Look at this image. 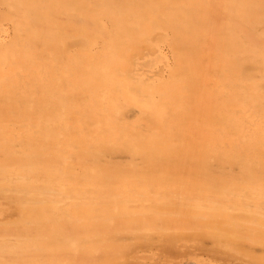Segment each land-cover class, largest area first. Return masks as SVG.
<instances>
[{"label": "bare ground", "instance_id": "bare-ground-1", "mask_svg": "<svg viewBox=\"0 0 264 264\" xmlns=\"http://www.w3.org/2000/svg\"><path fill=\"white\" fill-rule=\"evenodd\" d=\"M70 78L100 84L83 107ZM40 114L80 130L64 156L11 136ZM145 161L195 165L201 210L207 193L247 205L264 256V0H0V264H56V198ZM242 165L245 185L217 183Z\"/></svg>", "mask_w": 264, "mask_h": 264}, {"label": "rangeland", "instance_id": "rangeland-1", "mask_svg": "<svg viewBox=\"0 0 264 264\" xmlns=\"http://www.w3.org/2000/svg\"><path fill=\"white\" fill-rule=\"evenodd\" d=\"M99 85L70 78L62 91L77 97L82 90L96 92ZM76 102L83 107L88 100L77 97ZM70 107V118H77L79 107ZM36 118L32 133L21 128L11 136H31L50 150L56 149L57 158L74 146L73 138L81 136L67 118L42 114ZM119 149L122 155L132 150L128 145H119ZM43 159L38 156L39 163ZM108 171L100 192L59 196L43 216L54 228L56 264H181L182 260L186 261L183 264H264L258 241L244 235L257 233L247 205L230 200L226 193L216 197L207 193L212 201L203 210L188 201L187 191L195 189L199 196L202 188L203 173L195 165L122 162ZM219 176L217 183L225 185L226 191L249 181L245 172ZM14 200H4L3 206L11 207L8 203ZM238 219L243 220L241 230Z\"/></svg>", "mask_w": 264, "mask_h": 264}]
</instances>
